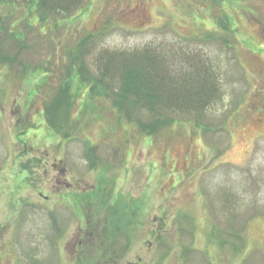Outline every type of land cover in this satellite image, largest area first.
Instances as JSON below:
<instances>
[{
    "label": "rangeland",
    "instance_id": "1",
    "mask_svg": "<svg viewBox=\"0 0 264 264\" xmlns=\"http://www.w3.org/2000/svg\"><path fill=\"white\" fill-rule=\"evenodd\" d=\"M46 13L0 2V264H264V0Z\"/></svg>",
    "mask_w": 264,
    "mask_h": 264
},
{
    "label": "trees",
    "instance_id": "2",
    "mask_svg": "<svg viewBox=\"0 0 264 264\" xmlns=\"http://www.w3.org/2000/svg\"><path fill=\"white\" fill-rule=\"evenodd\" d=\"M1 1L4 2L7 0H0V2ZM8 1L14 2L18 0H8ZM32 1L37 5L39 10H41L44 13L47 12L46 14H48V13L57 12V11L70 12V10L72 11V9L78 7L83 0H32ZM147 51H155V50H147L146 48H143L139 50L138 54L132 55L130 58H132V60L137 59V60L143 61V58L140 55ZM132 65L133 64L129 66V69L127 72H123V74L121 75L123 78L121 79L118 85L120 91L123 92L122 94H123L124 100L132 103L133 101L134 102L140 101V98L142 99L147 98L150 101L156 100V102H158L160 100L159 98L162 96V93L165 95L164 97H171L173 101H178L181 99L182 96L180 95V89L175 90L174 87L170 88L168 87V85H165L162 82V77L160 75L154 74V75H151V78L149 77L143 78L140 72L138 71V69H134ZM153 68H156V67L153 66ZM171 81L175 85L174 79H172ZM180 83L181 81L179 82V84ZM130 91L135 92L134 93L135 96L133 98H130V93H131ZM173 94H175V96H173ZM190 97H192L191 93L187 94L186 97H184V102L189 103ZM194 97H197V94H195ZM117 107L119 109L118 105ZM163 107L164 106H155V104L153 103V105L150 104L147 107H143V108L147 113L150 114L151 117H156L159 114H162L161 110L164 109ZM135 108L140 109L138 107H135ZM135 108H132V110L136 111ZM96 247L100 248L98 245L95 246L94 248ZM97 252H98V255L96 256L95 262L97 264H106L105 262L106 257L101 254L102 253L101 251L94 250V253H97Z\"/></svg>",
    "mask_w": 264,
    "mask_h": 264
},
{
    "label": "flooded vegetation",
    "instance_id": "3",
    "mask_svg": "<svg viewBox=\"0 0 264 264\" xmlns=\"http://www.w3.org/2000/svg\"><path fill=\"white\" fill-rule=\"evenodd\" d=\"M146 55H149V54H146ZM61 171H62V169H61Z\"/></svg>",
    "mask_w": 264,
    "mask_h": 264
}]
</instances>
